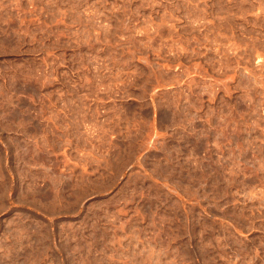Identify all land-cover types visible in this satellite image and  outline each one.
<instances>
[{
	"label": "rangeland",
	"instance_id": "374dc122",
	"mask_svg": "<svg viewBox=\"0 0 264 264\" xmlns=\"http://www.w3.org/2000/svg\"><path fill=\"white\" fill-rule=\"evenodd\" d=\"M0 264H264V0H0Z\"/></svg>",
	"mask_w": 264,
	"mask_h": 264
}]
</instances>
